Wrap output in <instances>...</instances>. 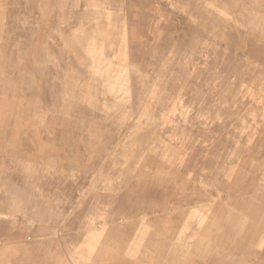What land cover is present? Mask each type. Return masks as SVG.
Segmentation results:
<instances>
[{"label":"rangeland","instance_id":"374dc122","mask_svg":"<svg viewBox=\"0 0 264 264\" xmlns=\"http://www.w3.org/2000/svg\"><path fill=\"white\" fill-rule=\"evenodd\" d=\"M258 262L264 0H0V264Z\"/></svg>","mask_w":264,"mask_h":264},{"label":"bare ground","instance_id":"6f19581e","mask_svg":"<svg viewBox=\"0 0 264 264\" xmlns=\"http://www.w3.org/2000/svg\"><path fill=\"white\" fill-rule=\"evenodd\" d=\"M96 68L98 71H101L104 69V65L103 62L105 61L103 58H101L99 55L96 58ZM187 245V244H186ZM180 247V246H179ZM215 248V247H214ZM213 249V247L211 246L210 243L205 244L204 246H202V255L206 256L207 254H209V251ZM186 250V249H185ZM181 256V255H180ZM182 257V256H181ZM179 258V257H178ZM182 259V258H181ZM194 259V258H193Z\"/></svg>","mask_w":264,"mask_h":264},{"label":"crops","instance_id":"0c3cea01","mask_svg":"<svg viewBox=\"0 0 264 264\" xmlns=\"http://www.w3.org/2000/svg\"><path fill=\"white\" fill-rule=\"evenodd\" d=\"M121 234H125V233H121ZM257 264H264V262H258Z\"/></svg>","mask_w":264,"mask_h":264}]
</instances>
